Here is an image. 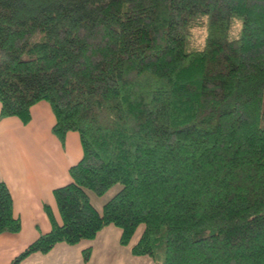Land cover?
<instances>
[{
    "label": "trees",
    "instance_id": "trees-1",
    "mask_svg": "<svg viewBox=\"0 0 264 264\" xmlns=\"http://www.w3.org/2000/svg\"><path fill=\"white\" fill-rule=\"evenodd\" d=\"M40 100L81 155L6 264L110 223L121 244L142 223L154 264H264V0H0V117ZM20 228L0 179V233Z\"/></svg>",
    "mask_w": 264,
    "mask_h": 264
},
{
    "label": "crops",
    "instance_id": "crops-1",
    "mask_svg": "<svg viewBox=\"0 0 264 264\" xmlns=\"http://www.w3.org/2000/svg\"><path fill=\"white\" fill-rule=\"evenodd\" d=\"M53 122L54 114L46 100L32 105L26 123L15 115L0 117V179L7 183L14 214L21 221L19 231L0 233V264L8 263L50 228L45 203L60 218L52 189L70 180L68 168L79 159L81 144L76 131H68L61 144L51 131ZM75 245L57 242L50 251L33 252L20 264H89L90 256L85 261ZM147 264L154 261L149 258Z\"/></svg>",
    "mask_w": 264,
    "mask_h": 264
},
{
    "label": "rangeland",
    "instance_id": "rangeland-1",
    "mask_svg": "<svg viewBox=\"0 0 264 264\" xmlns=\"http://www.w3.org/2000/svg\"><path fill=\"white\" fill-rule=\"evenodd\" d=\"M237 22L236 33L240 28L239 20ZM204 32L205 29L201 26L193 27L191 34L188 36L187 45L192 47L195 44H201L203 42ZM119 186V183L114 184L100 196L89 189L87 191L91 201L97 207H100ZM143 226L141 223L136 227L128 244H121L119 242L120 228L110 223L100 229L94 238L81 239L76 243L74 248L82 256V248L91 246L89 264H147L149 258L152 259L150 255H135L131 252V246L139 238Z\"/></svg>",
    "mask_w": 264,
    "mask_h": 264
}]
</instances>
